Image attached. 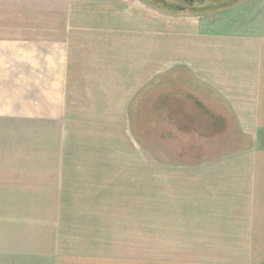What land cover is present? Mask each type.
<instances>
[{
    "label": "crops",
    "instance_id": "0c3cea01",
    "mask_svg": "<svg viewBox=\"0 0 264 264\" xmlns=\"http://www.w3.org/2000/svg\"><path fill=\"white\" fill-rule=\"evenodd\" d=\"M242 5L185 15L182 10L159 12L138 0H0V12L10 15L0 27L83 30L75 37L57 33L45 46L54 77L95 76L102 84L131 77L130 102H137V113L139 93L150 83L154 89L142 102L149 95L155 103L167 100L163 138L173 152L179 148L185 156L183 151L194 150L196 157L207 148L200 137L203 120L208 119L207 132L217 135L216 128L228 123L223 111H231L245 133L260 130L264 139V6H251L245 19H238L232 13ZM118 91L126 93L125 86ZM172 99L183 110L179 118L197 134L174 136L178 128L168 117ZM219 157L220 163L173 166L181 175L171 195L167 190L165 204L175 220L192 222L190 227L205 236L230 238L208 245L206 253H254L245 264H264L257 255L264 254V146ZM6 162L0 159V264H110L108 233L106 249H99L104 238L93 236L94 228L78 232L81 227L63 224L61 212H34L44 202L32 204L29 193L19 188L14 193ZM99 216L77 213V221L91 224ZM70 220L75 221L74 214Z\"/></svg>",
    "mask_w": 264,
    "mask_h": 264
},
{
    "label": "rangeland",
    "instance_id": "374dc122",
    "mask_svg": "<svg viewBox=\"0 0 264 264\" xmlns=\"http://www.w3.org/2000/svg\"><path fill=\"white\" fill-rule=\"evenodd\" d=\"M166 1L168 9L188 13L223 8L236 0H219L221 3L213 6L195 5L199 0H177L180 4ZM236 3L233 7L243 4L242 9L232 13L238 19H245L251 6H264V0ZM160 9L157 11L163 12ZM9 17L6 11L0 12L2 25ZM78 32L84 33L78 29L0 27V155H7L0 159L7 160L14 193L19 188L29 193L32 204L43 201L34 212H61L66 218L63 224L81 227L78 232L87 229L92 233L94 228L93 236L104 238V247L95 245L99 249H106L108 233L109 252L104 255L110 264L249 263L256 254L206 253L208 245L230 238L205 236L190 227L192 222L175 220L165 197L167 190L172 194L175 178L181 175L173 166L220 163V155L262 147L260 130L245 133L231 111L230 115L223 111L228 123L216 128L217 135L207 132L208 119L203 120L200 130L205 134L200 137L207 148L203 147L198 156H194L198 153L194 150L183 151L185 156L178 153L179 148L173 152L172 143L163 138V120L167 117L162 113L167 109V100L155 103L149 95L142 102L141 97L154 89L150 83L139 93L137 113V102L129 107L134 87L131 77L110 78L106 84L95 76L54 77L52 55L45 46L54 42L57 33L75 37ZM124 86L126 93H120L118 90ZM168 102V107H173L168 117L178 128L174 136L190 138L197 134L179 118L183 110L178 108V100ZM185 143L182 140L181 144ZM197 159L203 161L194 162ZM77 213L100 216L86 224L77 221ZM70 214H74V222ZM257 255L264 259L263 253ZM260 258L253 259L259 263Z\"/></svg>",
    "mask_w": 264,
    "mask_h": 264
},
{
    "label": "flooded vegetation",
    "instance_id": "af4514ba",
    "mask_svg": "<svg viewBox=\"0 0 264 264\" xmlns=\"http://www.w3.org/2000/svg\"><path fill=\"white\" fill-rule=\"evenodd\" d=\"M140 1L143 4H145L147 7H151V8H155V9H157V7H159V8H164L166 10H170V9H168L167 4L164 3V2H167L166 0H140ZM173 1H176L177 4H180L177 0H173ZM199 1H201V3H202V1H204L205 2L204 5H207V6H213V5L221 3V1H219V0H199ZM173 5H175V4H173ZM192 7L194 8L195 5Z\"/></svg>",
    "mask_w": 264,
    "mask_h": 264
},
{
    "label": "trees",
    "instance_id": "16d2710c",
    "mask_svg": "<svg viewBox=\"0 0 264 264\" xmlns=\"http://www.w3.org/2000/svg\"><path fill=\"white\" fill-rule=\"evenodd\" d=\"M240 0H236V1H234V2H231V1H229V3H226L224 6H222L223 8H231V7H233L234 5H235V3L236 2H239ZM237 4V3H236ZM157 9H159V7H157ZM160 10H162L163 12H165V13H171V11L172 10H166V9H164V8H161ZM184 13H186V12H184ZM183 13V14H184ZM179 14V13H178ZM186 14H189L190 15V13H186ZM130 104H131V102L129 103V107H130Z\"/></svg>",
    "mask_w": 264,
    "mask_h": 264
}]
</instances>
